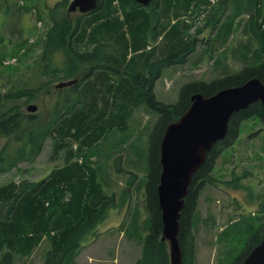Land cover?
I'll list each match as a JSON object with an SVG mask.
<instances>
[{
    "label": "trees",
    "instance_id": "1",
    "mask_svg": "<svg viewBox=\"0 0 264 264\" xmlns=\"http://www.w3.org/2000/svg\"><path fill=\"white\" fill-rule=\"evenodd\" d=\"M236 2V13L219 26L218 32L227 38L233 32L235 18L250 10L243 29L249 38L236 54L244 66L238 71H224L212 81L185 83L175 103L158 100L155 83L164 69L186 63L196 49L193 25L184 16L192 11L205 21L203 27H215L229 0H150L146 5L136 0H102L96 10L80 13L75 20L68 12L67 1L51 9L52 25L41 55L44 74L51 81L77 82L63 87V101L56 103L50 120L31 129H24V125L37 121L33 114L20 110L3 113L0 131L8 140L0 150V174L18 168L22 161H35L47 139H51L55 155L63 150L66 155L63 163L53 167L43 179L10 180L0 185V264H13L18 253L30 254L45 235L50 248L42 264H80L78 255L97 237L98 226L112 212L122 214L120 210L131 201L133 195L127 189L137 179L133 174L117 198L115 192L105 190L99 168L85 159L80 161V157L85 147L105 143L116 128L124 130L125 120L141 103L158 118L149 136L144 192L150 228L136 264H170L167 241L161 239L163 221L157 192L165 129L188 110L194 94L208 97L223 88L264 76V0ZM27 92L20 90L5 97L24 96ZM253 118L260 119L264 126V105L260 101L232 114L225 136L213 145L192 176L179 220L183 264H195L192 219L201 191L207 184L239 186L247 174L233 172L232 180L221 181L213 171L222 152L236 142L242 123ZM22 129L24 132L19 135ZM131 227L128 233L134 235L137 224L134 222ZM247 230L251 236L234 264H240L260 243L264 222L256 229L248 225Z\"/></svg>",
    "mask_w": 264,
    "mask_h": 264
},
{
    "label": "rangeland",
    "instance_id": "2",
    "mask_svg": "<svg viewBox=\"0 0 264 264\" xmlns=\"http://www.w3.org/2000/svg\"><path fill=\"white\" fill-rule=\"evenodd\" d=\"M61 1L69 5L72 0H0V117L9 110L33 114L37 121L25 124L24 129L49 121L56 103H62L64 98L65 90L57 84L68 79L51 81L44 74L41 60L52 25L51 9L58 7ZM236 1L229 0L215 27H203L205 21L192 11L184 16L193 25L191 33L197 39L196 49L186 63L164 69L155 83L158 100L175 103L185 83L212 81L244 66V61L236 54L249 38L243 29L250 10L235 18L233 32L227 38L219 36L218 32L219 26L236 13ZM80 13L75 10L70 16L75 20ZM20 90H27L28 94L5 97ZM29 105H36L37 109L29 111ZM157 118L156 113L141 103L125 120L124 130L116 128L105 143L84 148L80 161L85 159L99 168V179L108 193L115 192L119 198L133 174L137 179L127 189L133 195L131 201L120 210L122 214L112 212L110 218L98 226L97 237L78 255L80 264H136L141 257L142 243L150 228L144 194L149 136ZM7 140L0 131V150ZM73 145L78 148L76 143ZM65 155V150L55 155L53 143L47 139L35 161H22L18 168L1 173L0 185L10 180L43 179L53 167L63 163ZM233 172L247 173L240 179L239 186L207 184L200 193L192 219L196 237L195 264H234L251 236L248 225L256 229L264 222V126L258 118L242 123L234 145L219 156L213 175L221 181H229ZM109 211L115 210L110 208ZM134 222L138 229L133 235L128 232ZM49 248L50 240L45 235L30 254H16L13 264H42Z\"/></svg>",
    "mask_w": 264,
    "mask_h": 264
},
{
    "label": "water",
    "instance_id": "3",
    "mask_svg": "<svg viewBox=\"0 0 264 264\" xmlns=\"http://www.w3.org/2000/svg\"><path fill=\"white\" fill-rule=\"evenodd\" d=\"M101 1L72 0L68 12L79 10L87 13L96 10ZM136 1L144 5L150 2ZM76 82L77 79L61 81L57 87H67ZM257 101L264 105V76L223 88L208 97L194 94L188 110L166 127L160 144L162 170L157 192L163 221L161 239L167 241L170 264H183L179 220L193 174L213 145L225 136L232 114ZM36 109V105L28 107L29 111ZM240 264H264V235Z\"/></svg>",
    "mask_w": 264,
    "mask_h": 264
}]
</instances>
